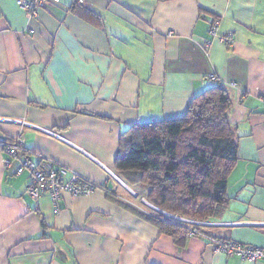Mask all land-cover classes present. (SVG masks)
Here are the masks:
<instances>
[{
    "label": "crops",
    "instance_id": "0c3cea01",
    "mask_svg": "<svg viewBox=\"0 0 264 264\" xmlns=\"http://www.w3.org/2000/svg\"><path fill=\"white\" fill-rule=\"evenodd\" d=\"M85 1L30 14L0 0V141L22 138L25 151L5 167L0 149V264H264L216 252L201 235L177 243L115 170L128 127L179 117L224 87L237 160L224 211L199 231L264 249V0ZM213 21L234 33L232 46L205 45ZM26 153L109 191L34 200L28 173L16 174Z\"/></svg>",
    "mask_w": 264,
    "mask_h": 264
},
{
    "label": "trees",
    "instance_id": "16d2710c",
    "mask_svg": "<svg viewBox=\"0 0 264 264\" xmlns=\"http://www.w3.org/2000/svg\"><path fill=\"white\" fill-rule=\"evenodd\" d=\"M230 108L228 90L213 86L196 95L183 115L133 124L120 137L117 175L146 188L144 199L162 211L149 206L150 220L177 243L199 225L175 216L204 222L227 205V178L237 160Z\"/></svg>",
    "mask_w": 264,
    "mask_h": 264
},
{
    "label": "built area",
    "instance_id": "2783aa9c",
    "mask_svg": "<svg viewBox=\"0 0 264 264\" xmlns=\"http://www.w3.org/2000/svg\"><path fill=\"white\" fill-rule=\"evenodd\" d=\"M61 0H16V5L30 14H35L39 9H46L50 6L56 5ZM71 4H77L82 7L86 6L85 0H71ZM211 39L205 42L209 46L213 39H217L227 46H232L235 42L234 33H219L218 22L213 21L208 29ZM214 78V75H211ZM42 131L51 136L60 137L57 133L50 129L41 128ZM0 149H2L8 158L3 159L5 167L11 165V160L16 159L18 151H24L23 139L19 138L13 142L0 141ZM25 152V151H24ZM28 173L29 185L27 193L32 199L37 200L41 195L48 194L50 199L54 202L58 201L62 193H69L72 196L89 195L97 190L109 191L105 184H99L80 173L67 168L64 165L56 163L50 158L38 156V160H32L26 153L19 161L16 167V174ZM147 205L155 211L162 212L155 208L147 201L143 200ZM188 224L205 225L208 223L201 221H194L176 217ZM189 235H201L206 237L213 246L214 251L225 253L228 256H235L243 261H264V249L260 247L241 245L234 241L222 240L220 238L208 237L195 228L189 229Z\"/></svg>",
    "mask_w": 264,
    "mask_h": 264
},
{
    "label": "rangeland",
    "instance_id": "374dc122",
    "mask_svg": "<svg viewBox=\"0 0 264 264\" xmlns=\"http://www.w3.org/2000/svg\"><path fill=\"white\" fill-rule=\"evenodd\" d=\"M129 185H130L132 188H134L136 192H141L142 195H145V193H146V188H145L143 185H141V184H139V183H137L136 185H131V184H129ZM136 201H138L139 203H141V205H142L144 208H148V209H150L149 206H148L145 202L141 201V199H140L139 196L136 198ZM152 206H153V205H152ZM175 215H177V214H175ZM178 217H180L181 219L183 218L182 216H178ZM184 219H185V218H184Z\"/></svg>",
    "mask_w": 264,
    "mask_h": 264
}]
</instances>
